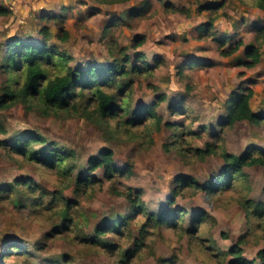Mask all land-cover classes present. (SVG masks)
<instances>
[{
    "label": "rangeland",
    "instance_id": "374dc122",
    "mask_svg": "<svg viewBox=\"0 0 264 264\" xmlns=\"http://www.w3.org/2000/svg\"><path fill=\"white\" fill-rule=\"evenodd\" d=\"M215 4L216 13L200 9ZM0 5L8 10L0 15L1 45L12 36L35 43L42 39L39 28L46 27L51 33L48 44L68 54L72 67L105 65L124 49L134 63L143 55L142 62L155 66L151 73L133 75L132 109L155 102L157 94L166 96L155 108L162 118L157 127L152 120L130 125L125 116L109 119L103 129L81 107L43 115L16 103L0 110L7 130L0 139L11 142L16 136L37 133L45 145L73 150L69 164L75 165L74 173H87V160L99 148L111 149L117 166L130 167V174L115 178L117 186L139 189L146 213L165 205L176 178L204 183L220 174L219 155L200 157L195 152L206 143L233 154L250 145L264 149V125L246 121L219 125L226 99L240 86L253 89L250 107L264 113V42L259 61L244 65L245 51L256 44L255 26L264 23V12L252 0H0ZM44 15L56 17L46 21ZM209 19H213L209 35L199 37ZM60 27L65 37L57 36ZM238 41L236 52L222 53V48ZM4 77L0 71V83ZM88 173L101 178L102 186L76 196L73 181L0 148V187L21 178L47 191L60 189L83 209L88 219L83 228L93 235L105 217L129 211L130 202L112 192L113 183L101 169ZM243 173L215 195L184 186L175 203L184 213L178 225L147 226L145 215L137 213L122 237L114 239L120 250L112 255L81 245L72 231L46 236L59 219L33 216L16 198L0 199V255L7 243H18L28 252L26 258L0 256V264H227L228 256L219 258L211 251L228 249L240 235L246 240L243 256L255 258L264 247V229L257 218L247 217L241 201H264V168L245 167ZM202 210L204 222L193 224V215ZM127 250L133 254L124 263L122 252Z\"/></svg>",
    "mask_w": 264,
    "mask_h": 264
},
{
    "label": "trees",
    "instance_id": "16d2710c",
    "mask_svg": "<svg viewBox=\"0 0 264 264\" xmlns=\"http://www.w3.org/2000/svg\"><path fill=\"white\" fill-rule=\"evenodd\" d=\"M252 1L264 12V0ZM200 9H208L216 13L217 4L203 5ZM7 13V8L0 5V15ZM55 17L56 15L42 16L46 21ZM212 25L213 19H209L204 24L203 31L199 33V37L209 35ZM255 28L256 44L245 51L248 61L244 62V65L247 67L254 66L259 61L260 49L264 42V23L257 24ZM39 33L42 39H38L35 43L12 36L4 44H0V71L5 74L0 83V110L20 103L27 108H36L43 115H59L60 112L77 111L76 107H81L83 114L93 119L103 129H107L109 119H123L125 116H128L126 122L130 125L152 120L157 127L162 121L155 108L166 99L164 94H157L153 103L142 104L135 109L131 107L133 75L151 73L155 67L148 62H142L145 61L143 55L134 58V63L124 49H121L122 55L112 58L105 65L91 62L84 65L78 63L72 67L69 65L71 57L68 54L60 51L57 46L48 44L51 39L49 30L41 27ZM65 35L63 28L60 27V34L57 36L65 37ZM219 42L224 46L225 41L219 39ZM240 45L241 41H238L234 45L222 48L221 51L225 55H230L236 52ZM252 95L251 87L241 86L231 93L225 101V114L223 120L219 122L221 128L242 121L256 126L264 125V113L255 112L250 107ZM175 107L173 106L174 109ZM6 132V127L0 119V134ZM167 147L168 145H165V149ZM0 148L6 149L12 155L20 156L27 162H37L57 171L64 181H73L76 196L102 186L101 178L88 173L101 169L103 177L113 183L112 192L125 197L130 202V207L129 211L121 215L105 217V220L94 228L93 235L87 234L83 228V224L88 220L83 209L74 198L65 196L60 189L47 191L39 188L31 179L20 178L0 187V199L16 198L19 206L28 207L29 213L33 216L59 219L46 236L72 231L73 239L81 245L102 250L109 255L120 250L119 244L115 243L114 239L122 237L128 223L137 213L145 215L147 226L161 228L165 225L180 224L184 213L183 209L175 207V203L184 186H190L193 192L203 190L215 195L242 177L243 168L251 166L264 168V149L258 146L250 145L240 154H233L214 143H206L203 148H197L195 152L200 157L210 154L219 155L223 162V170L220 174L204 183L195 181L191 177L176 178L165 205L157 212L146 213L141 203L139 189L127 185L117 186L115 178L130 174V167L117 166L112 150L107 147L99 148L96 154L88 158L87 173H74L75 165L69 164L74 158L73 150L61 151L53 143L45 145V138L37 133L16 136L11 142L0 139ZM241 205L247 217L257 218V225L264 229V201L243 199ZM205 218L206 213L202 210L193 215V224H201ZM245 241L244 236L240 235L228 249L211 251V254L219 258L228 256L227 264H264V247L257 251L255 258L247 259L243 256L241 245ZM27 253L18 243H7L0 256L22 255L26 258ZM131 254L133 252L123 251L121 261L125 263Z\"/></svg>",
    "mask_w": 264,
    "mask_h": 264
}]
</instances>
